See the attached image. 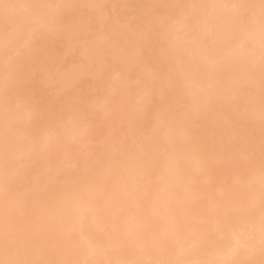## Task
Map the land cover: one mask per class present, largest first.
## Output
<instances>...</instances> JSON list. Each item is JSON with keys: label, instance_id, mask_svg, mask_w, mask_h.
I'll use <instances>...</instances> for the list:
<instances>
[{"label": "bare ground", "instance_id": "1", "mask_svg": "<svg viewBox=\"0 0 264 264\" xmlns=\"http://www.w3.org/2000/svg\"><path fill=\"white\" fill-rule=\"evenodd\" d=\"M7 2L33 5L132 6L125 7L126 12L124 7L116 9L112 15L93 8L45 10L49 16L60 14L65 25V35L55 37L46 45L44 55L48 70L41 72L35 82L39 88L46 87V92L49 91L53 96L48 92L47 95L43 94L41 88H36L40 90L37 91L34 84L32 90L35 89L36 94L32 90L28 95L17 92L19 99L16 101L18 105L35 103L40 113L39 123L30 119L26 107L6 111L0 90V161L4 157L5 129L6 124H9L10 156L24 157L28 161V166L14 178L15 190L25 191L31 188L36 193L33 215L37 219L42 217L45 220L53 240L60 230L59 202L62 198L70 197L73 192L72 177L65 175L57 178L55 170L68 169L76 164L80 176H89L96 180V194L105 189L113 193L108 207L87 216L84 223L85 233L108 244L107 235L113 231L115 223L121 238L125 235L130 237L128 243L123 246L116 237L112 239V259L166 260L173 258L170 257L169 249L175 248L179 251L187 246L186 240L197 238L200 240L198 246L182 258L193 261L225 258L224 240L220 237L214 240L200 238L197 226L209 205L208 197H218L217 189L225 182L235 183L243 173L257 188L259 187L258 72L253 78L248 74L243 62L217 63L218 48L202 50L193 42L192 35L183 25H175L170 31H157L150 41L145 42L146 56L143 63L121 60L114 52L113 40L109 39V36L123 39L126 29L122 19L147 15L151 11L135 6L180 3L211 6L234 3L237 0ZM243 2L257 5L258 18L260 0ZM168 11L160 10L150 18L159 23L166 18ZM206 12L209 17L227 15L226 10L220 8L209 7ZM15 17L22 20L25 13L17 10ZM90 19L94 25H98H95L97 35L86 44L84 39L88 38L87 25ZM102 26L109 29L107 35L101 31ZM205 27L202 24L201 31ZM3 30L4 12L0 9V41L3 39ZM136 39L138 40V37ZM249 43L251 59L258 65V22ZM59 45L63 48L57 47ZM170 46L180 51L187 49L190 57L185 64L174 69L171 78H167L172 67L168 56ZM205 56L208 57L207 61ZM104 60H107L111 71H102ZM3 62L4 56L0 53V88L4 76ZM85 67L92 70L85 73ZM83 79L88 81L90 86H87ZM138 80L155 82L151 107L147 113H142L139 109ZM229 83L236 86L235 94L226 90ZM85 87L89 90L88 93ZM205 92L212 94V102L207 107L199 103ZM219 93H223V96H218ZM42 94V100L46 96V102L41 103L40 107L38 100H41ZM59 98L63 100L58 101ZM249 102L252 108L245 113L244 106ZM73 106L80 109L79 114L71 111ZM161 110L169 111L174 117L167 134L158 137L159 142L168 144L167 155L159 154L156 144L143 136L144 130L153 126L152 114ZM81 114L84 118L78 119ZM60 122L64 124L60 129L59 139L52 140L51 148L33 152V139L45 129L56 127ZM249 136H255L257 142L256 157L251 164L247 162V145L243 143ZM237 140L240 143L235 158L240 161L241 167L228 172L222 148ZM141 150L152 157L151 166L148 168L141 159ZM201 161H209L211 171H200ZM145 175L150 179H145ZM256 220L258 231V212ZM246 224V219L241 218L233 227L240 229ZM160 238H163L165 243H160Z\"/></svg>", "mask_w": 264, "mask_h": 264}, {"label": "snow or ice", "instance_id": "2", "mask_svg": "<svg viewBox=\"0 0 264 264\" xmlns=\"http://www.w3.org/2000/svg\"><path fill=\"white\" fill-rule=\"evenodd\" d=\"M132 7L126 5H62V4H14L7 0H0V9L4 12L3 39L0 41V53L4 56V76L2 94L6 111L18 107H26L30 119L40 122V113L35 103L18 105L17 92L30 94L37 76L47 71V60L44 55L46 45L57 36L65 35V25L60 14L49 16L46 9H100L112 15L116 9ZM150 9V13L131 19L123 18L125 26L123 39L113 38V50L121 60H131L143 63L146 56L145 42L150 41L157 31H170L175 25H183L192 35V40L202 50L214 48L216 43L224 45L220 49L217 63L243 62L251 77L259 74V159L260 181L259 187L241 173L235 183H224L217 189L218 197L209 196V205L204 210L198 222L200 238L224 240V257L218 260H190L186 257L191 250L198 246L200 240H186V247L177 251L169 249V259H112L111 241L116 237L123 246L130 237H120L113 225V231L107 235L108 244L97 240L85 233L84 223L89 214H95L110 204L113 193L105 189L99 194L94 191L96 180L89 176L78 174V165L73 164L68 169L57 168V178L65 175L72 177L73 192L70 197L62 198L60 230L53 240L45 220L37 219L33 215V201L36 193L31 189L17 191L14 187V178L21 174L28 166L24 157L10 156L11 125L6 124L4 139V157L0 161V264H264V0L259 3V16H256L257 5L237 0L234 3L221 5H203L195 3L154 4L140 5ZM220 8L226 10L227 15L209 17L206 9ZM167 9L168 15L159 23L150 17L160 10ZM22 10L25 18L17 20L15 12ZM199 10V12H198ZM258 22L260 36V59L258 65L251 59V45L249 39ZM205 25L201 31V25ZM88 38L86 44L97 35L96 27L90 19L87 25ZM101 31L107 35L109 29L102 26ZM131 33V35H128ZM138 37V40L136 39ZM211 41V43H210ZM169 63L172 66L168 77L171 78L176 67L185 64L190 53L175 50L170 46L168 50ZM204 59L207 61L208 57ZM85 67V73L91 71ZM102 71H111L107 60L103 61ZM139 109L147 113L151 107L154 81H137ZM235 94L236 86L229 83L226 89ZM222 97L223 93L217 94ZM212 102V94L205 92L199 101L207 107ZM252 108L251 102L244 106L248 113ZM74 113L80 109L73 106ZM83 119V115H78ZM174 117L169 111L161 110L152 114L153 126L145 129L143 136L156 144L159 154L167 155L169 146L159 142L161 134H167ZM64 122L56 127L45 129L37 138L33 139L32 151L41 152L51 148L52 140L59 139L60 129ZM239 140L224 145L226 171L231 172L241 167L240 161L235 158ZM243 143L247 145L249 164L254 161L257 152L255 136L247 137ZM141 159L145 167L151 166L152 157L141 150ZM200 171H211L209 161H201ZM91 174V170H89ZM145 179H150L145 175ZM258 212V231L256 213ZM241 218L246 219L245 227H233ZM179 236V232H177ZM160 243H165L160 238ZM83 244L87 246L84 247ZM82 257V258H81Z\"/></svg>", "mask_w": 264, "mask_h": 264}, {"label": "rangeland", "instance_id": "3", "mask_svg": "<svg viewBox=\"0 0 264 264\" xmlns=\"http://www.w3.org/2000/svg\"><path fill=\"white\" fill-rule=\"evenodd\" d=\"M126 9H127V8L124 7V11H125V12L127 11ZM128 10H129V9H128ZM130 10H132V9H130ZM127 13H128V12H127ZM95 25H97V24H95ZM97 27H98V25H97ZM96 30H97V28H96ZM210 43H211V42H210ZM56 45H57V44H56ZM222 46H223L222 44H220V43H216L215 46H214V48L217 47V48H218L217 50L220 52L219 49H220ZM57 47H60V45L57 46ZM60 48H63V47H60ZM60 48H59V49H60ZM74 57H75V56H74ZM134 72H135V71H134ZM135 76H136V74H135ZM87 80H90V78H87ZM91 80H92V79H91ZM91 80H90V81H91ZM83 81H86V80L83 79ZM88 83H89V82L86 81V85H87V86H90ZM36 84H37V83H36ZM36 84H35V85H36ZM82 84H83V82H81V85H82ZM84 84H85V83H84ZM90 84H92V82H91ZM93 84H94V83H93ZM38 85L41 86V84H38ZM83 86H84V85H83ZM83 86H81V87H83ZM34 87H35V89H36V88H38V89L41 88V87H40V88L37 87V85L34 86ZM34 87H33V88H34ZM92 87H93V85H92ZM43 88H44V87H43ZM90 88H91V87H90ZM35 89L32 90V91H34L33 93H35L36 90H37V91H40V90H38V89H36V90H35ZM44 89H45V92H44ZM44 89L41 88V91H43V94H46V95H47V94L49 93V91H47V92H48V93H47V92H46V87H45ZM47 89L49 90V88H47ZM86 89H87V88L85 87V90H86ZM120 90H121V89H120ZM51 92H52V91H51ZM86 92L88 93L89 90H88V91L86 90ZM118 92H119V90H118ZM118 92H117V93H118ZM36 93H37V92H36ZM36 93H35V94H36ZM52 93H53V92H52ZM117 93H116V94H117ZM43 94H42V96H40V99H41V100H40V101L38 100V102H39L38 104H40V105H39L40 107H42L41 103L45 104V102H46V96H45V98H43L44 101L42 100V97H44ZM49 95H50L51 97L53 96V94L51 95L50 93H49ZM61 95H62V94H61ZM50 96H48V97H50ZM116 96H117V95H116ZM116 96L114 95V97H116ZM62 97H63V96H62ZM119 97H120V96H119ZM57 98H58V97H57ZM61 99H62V98H61ZM61 99L59 98L58 101L61 100ZM62 100H63V99H62ZM60 103H61V101H60ZM79 105H81V104L79 103ZM44 108H45V107H44ZM44 108H40V109L43 110ZM45 109H47V108H45ZM40 111H41V110H40ZM44 111H45V110H44ZM102 115H103V113H102ZM148 120H149V119H147V121H148ZM147 121H146V123H148ZM148 124H149V123H148ZM148 124H147V126H149Z\"/></svg>", "mask_w": 264, "mask_h": 264}]
</instances>
